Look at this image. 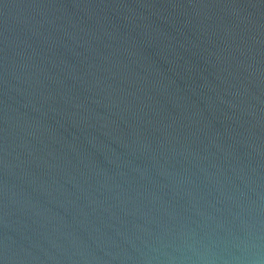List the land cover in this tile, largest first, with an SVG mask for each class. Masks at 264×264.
I'll return each instance as SVG.
<instances>
[{
  "label": "water",
  "instance_id": "obj_1",
  "mask_svg": "<svg viewBox=\"0 0 264 264\" xmlns=\"http://www.w3.org/2000/svg\"><path fill=\"white\" fill-rule=\"evenodd\" d=\"M0 264H264V0H0Z\"/></svg>",
  "mask_w": 264,
  "mask_h": 264
}]
</instances>
